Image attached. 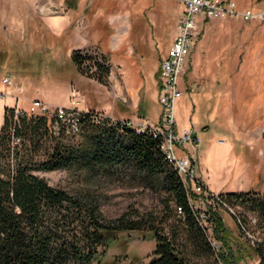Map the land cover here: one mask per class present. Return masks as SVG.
<instances>
[{
  "label": "rangeland",
  "instance_id": "rangeland-1",
  "mask_svg": "<svg viewBox=\"0 0 264 264\" xmlns=\"http://www.w3.org/2000/svg\"><path fill=\"white\" fill-rule=\"evenodd\" d=\"M235 1L264 12V0ZM181 11V0H0V42L5 37L13 53L29 62L27 67L21 64L0 73V93L5 89L4 77L14 82L9 90L13 99L0 100V127L4 108L16 96L22 107L34 113L32 99L54 108L68 105L76 91L89 112L135 123L158 122L162 109L155 72L161 53L178 35ZM64 14L74 20L59 33L55 27H60V19L57 23L52 19ZM196 42L192 63L186 66L187 82L195 88L176 102L178 127L194 126L202 137L196 175L217 193L244 194L239 204L243 219L258 217L250 203L264 198V19L211 20ZM75 50L106 64L109 73L100 80L78 73L71 61ZM57 66L65 71L59 72ZM95 130L90 121L82 134L63 140L82 150L92 149ZM45 158V152L36 156ZM33 173L72 195L96 199L108 219L130 211L156 218L155 225L165 237L177 238L187 247L192 264L208 263L192 252L190 237L180 223L184 219L176 214L173 202L165 207V193L160 196L138 185L128 174L92 172L82 163ZM186 187L194 205L193 192ZM220 216L232 236L241 237L235 214L222 210ZM255 231L260 236L264 229L255 227ZM117 239L106 253L107 263L147 264L155 250L156 240L146 233L125 232Z\"/></svg>",
  "mask_w": 264,
  "mask_h": 264
},
{
  "label": "trees",
  "instance_id": "trees-1",
  "mask_svg": "<svg viewBox=\"0 0 264 264\" xmlns=\"http://www.w3.org/2000/svg\"><path fill=\"white\" fill-rule=\"evenodd\" d=\"M1 38L0 73L21 64L27 67L29 62L23 61L21 54H14L7 39ZM71 61L78 73L99 80L109 73L106 64L80 50H75ZM57 70L64 72L65 68ZM156 88L159 94L158 82ZM15 115L16 108L6 107L0 129V264H110L106 253L125 232L146 233L156 240L147 264H192L187 258V247L177 238L165 237L155 225L156 218L130 211L108 219L96 199L72 195L33 173L35 169L48 171L81 163L92 172L128 174L138 185L160 196L165 193V207L170 202L175 204L176 214L184 219L180 223L190 237L192 252L206 257L207 264H264V232L255 235V227L264 229V198H253L250 203L258 213L256 225L234 213L241 237L232 236L222 217L215 216L214 233L221 243L216 252L212 238L206 236L198 222L190 192L162 152L160 136L138 132L129 125L120 127L110 119L101 120V126L94 123L93 148L82 150L63 140L71 136L63 132L60 136L53 134L48 115H19L17 120ZM85 117L88 120L89 115ZM79 120L82 124V115ZM18 138L20 144L13 146ZM41 152H45L46 158L37 160ZM220 194L228 197V204L243 202L245 196L238 192ZM244 227L255 237L247 236Z\"/></svg>",
  "mask_w": 264,
  "mask_h": 264
},
{
  "label": "built area",
  "instance_id": "built-area-1",
  "mask_svg": "<svg viewBox=\"0 0 264 264\" xmlns=\"http://www.w3.org/2000/svg\"><path fill=\"white\" fill-rule=\"evenodd\" d=\"M183 11H181L178 22V35L173 40V44L163 57L158 75V103L162 108L161 119L152 124L137 122L127 118H116L112 115H103L98 112H89L84 108V98L79 92L71 95L68 105L56 106L52 108L50 104L41 99L34 98L31 102V111L21 107L20 96H14V107L16 108L15 119L18 116L48 115L52 121L51 129L55 136H60L62 132L71 137H77L84 132L85 125L90 122L101 126V120H113L124 125H133L138 132L153 133L162 138V152H171V163L177 170L183 184L189 186L193 192V202L197 211L198 222L204 229L208 238H212L213 245L216 244V252H219L221 243L215 236L216 227L215 216L221 215L222 210L236 213L237 218H242L240 201L227 203V196L213 192L202 176L196 175V153L202 137L194 126L179 129L178 120L175 116L177 100L189 88L194 89V85L187 82L186 66L190 63V56L197 44L199 35L204 30L205 25L211 20H263L264 12L252 11L251 9H241L237 7L234 0H181ZM5 89L0 93V100L13 95L9 91L13 88L14 82L10 77H4ZM17 90L22 87L18 85ZM88 114V120L85 117ZM69 115H82V124H70ZM13 144H18L19 138ZM248 221L256 225L257 216L252 214ZM245 228V227H244ZM246 230V228L244 229ZM247 236L254 238L252 233L246 230ZM249 264V263H248ZM250 264H258V261Z\"/></svg>",
  "mask_w": 264,
  "mask_h": 264
},
{
  "label": "crops",
  "instance_id": "crops-1",
  "mask_svg": "<svg viewBox=\"0 0 264 264\" xmlns=\"http://www.w3.org/2000/svg\"><path fill=\"white\" fill-rule=\"evenodd\" d=\"M84 9L85 8H83L82 9V11L84 12ZM58 19H60V27H55V29H56V31H58L59 33L60 32H62L63 30H64V28L66 27V25H69L71 22H72V20H74V16H72V15H69V14H64V15H59V17H54L53 19H52V21H54L55 23H57L58 22ZM54 29V30H55ZM176 37H174L173 38V40L175 39ZM173 40H172V42H173ZM171 42V45L173 44ZM170 45V46H171ZM170 46L167 48V49H165V51H163L162 53H161V55H160V64H159V67L157 68V70H156V82H158V75H159V69H160V65H161V61H162V59H163V57L166 55V53H167V51H168V49L170 48ZM194 50V49H193ZM193 52V51H192ZM192 55V54H191ZM191 57V56H190ZM192 63V61L190 60V63L189 64H191ZM191 66V65H190ZM190 69V68H189ZM189 77H187L186 76V79H188ZM157 102H158V90H157ZM14 101H13V104H11V105H7V106H9V107H14ZM21 106V105H20ZM22 107V106H21ZM23 108H25V107H23ZM4 110H5V108H4ZM3 119H4V114H3ZM160 120V118L158 119V121ZM2 122H3V120H2ZM4 123V122H3ZM3 125V124H2ZM2 125H1V127H0V129L2 128ZM205 180V179H204ZM206 181V180H205ZM207 183V182H206ZM209 186V185H208ZM209 188H210V186H209ZM211 189V188H210ZM212 190V189H211ZM213 191V190H212ZM214 192V191H213Z\"/></svg>",
  "mask_w": 264,
  "mask_h": 264
},
{
  "label": "bare ground",
  "instance_id": "bare-ground-1",
  "mask_svg": "<svg viewBox=\"0 0 264 264\" xmlns=\"http://www.w3.org/2000/svg\"><path fill=\"white\" fill-rule=\"evenodd\" d=\"M79 117H80V115H77V116L76 115H69L70 124H75V125L80 124ZM129 126H131V127H133L134 129L137 130V128L134 127L133 125H129ZM164 153L166 154L167 158L171 161V152L168 151V152H164Z\"/></svg>",
  "mask_w": 264,
  "mask_h": 264
}]
</instances>
